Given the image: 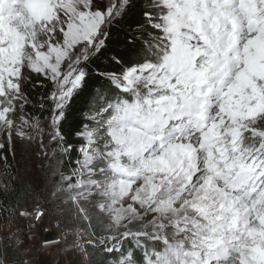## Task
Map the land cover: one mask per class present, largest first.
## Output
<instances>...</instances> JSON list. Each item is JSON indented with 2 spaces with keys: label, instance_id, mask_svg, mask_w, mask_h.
<instances>
[{
  "label": "snow or ice",
  "instance_id": "6c2138e0",
  "mask_svg": "<svg viewBox=\"0 0 264 264\" xmlns=\"http://www.w3.org/2000/svg\"><path fill=\"white\" fill-rule=\"evenodd\" d=\"M0 220V264H264V0H0Z\"/></svg>",
  "mask_w": 264,
  "mask_h": 264
},
{
  "label": "rangeland",
  "instance_id": "374dc122",
  "mask_svg": "<svg viewBox=\"0 0 264 264\" xmlns=\"http://www.w3.org/2000/svg\"><path fill=\"white\" fill-rule=\"evenodd\" d=\"M17 158H19V156ZM28 167H29V169L31 171L32 170L31 163H29ZM37 168H39V165H37ZM24 175L25 174L21 171V176L24 177ZM39 175L40 174L38 172H33L32 178L38 180ZM19 183H20V185L22 187V190L24 191L23 179H21L19 181ZM37 190H39V184L38 183H37ZM34 196H35V194L33 196H28L27 194H25V197L21 200V203H25L26 202L27 203V207L30 208ZM53 212H55V211L53 210ZM48 221L44 224V226L48 223ZM54 221H55L54 219H51V222H54ZM3 223H1L0 225H2ZM23 223H24V221H21L20 222V227L23 226ZM42 233H43V229H40L39 230V236H40V238H42ZM73 259L74 258L71 257V256H68V257L60 256V257H56L55 258V261L59 260V264H66V261H71ZM40 262H41V264H53V257H50L49 255H46V254H41L40 255Z\"/></svg>",
  "mask_w": 264,
  "mask_h": 264
},
{
  "label": "built area",
  "instance_id": "2783aa9c",
  "mask_svg": "<svg viewBox=\"0 0 264 264\" xmlns=\"http://www.w3.org/2000/svg\"><path fill=\"white\" fill-rule=\"evenodd\" d=\"M34 204H35V196H34V198H33V201H32V204H31V207L28 208L29 211H34V210H35V209H34ZM43 208H48V205H43ZM53 210H54L55 212H59V209H52V211H53ZM47 221H48V220H46L45 223H46ZM22 228H24L25 231H27V224H26V222L23 223ZM40 229H43L42 238H40V236H39V230H40ZM36 232H37L38 242H42V241L44 240L45 236H46L48 233H50V232H55V233H57V235H58V237H59L60 229L57 227L56 221L51 222V219H50V220L48 221V223H47L45 226L43 225L42 227H38L37 230H36ZM57 262H58V264H59V260H57Z\"/></svg>",
  "mask_w": 264,
  "mask_h": 264
},
{
  "label": "trees",
  "instance_id": "16d2710c",
  "mask_svg": "<svg viewBox=\"0 0 264 264\" xmlns=\"http://www.w3.org/2000/svg\"><path fill=\"white\" fill-rule=\"evenodd\" d=\"M137 2H138V3H142L143 0H137ZM137 11H138V9H137ZM134 19H136L135 15H134V14H133V15H130V17H129V23H131V21L134 20ZM124 27H125V29H127V28H128V24H125ZM115 38H116V39H121L122 36H121V35H116ZM95 87H96L97 89H100L101 91H103L107 86H106L102 81H99V82H96V83H95ZM18 185H19V187L21 188V191H23V190H22V187H21V185H20V183H19V181H18ZM3 222H4L3 220H0V224L3 223Z\"/></svg>",
  "mask_w": 264,
  "mask_h": 264
},
{
  "label": "water",
  "instance_id": "95a60500",
  "mask_svg": "<svg viewBox=\"0 0 264 264\" xmlns=\"http://www.w3.org/2000/svg\"><path fill=\"white\" fill-rule=\"evenodd\" d=\"M45 238H47L49 240H54V239H56V234L55 233H49L46 235Z\"/></svg>",
  "mask_w": 264,
  "mask_h": 264
}]
</instances>
